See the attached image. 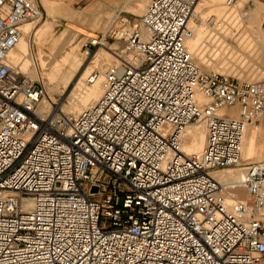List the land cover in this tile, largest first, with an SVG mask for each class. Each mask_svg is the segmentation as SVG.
<instances>
[{
    "label": "built area",
    "instance_id": "1",
    "mask_svg": "<svg viewBox=\"0 0 264 264\" xmlns=\"http://www.w3.org/2000/svg\"><path fill=\"white\" fill-rule=\"evenodd\" d=\"M198 4L116 13L86 43L111 44L82 82L102 78V94L74 114L42 108L41 83L10 56L38 0H0V264H264V167L241 159L264 82L196 64L186 43L216 21ZM192 124L205 146L187 154ZM236 170L237 183L218 182Z\"/></svg>",
    "mask_w": 264,
    "mask_h": 264
},
{
    "label": "rangeland",
    "instance_id": "2",
    "mask_svg": "<svg viewBox=\"0 0 264 264\" xmlns=\"http://www.w3.org/2000/svg\"><path fill=\"white\" fill-rule=\"evenodd\" d=\"M202 1L205 4L197 10L200 18L218 17L209 26L208 35L203 42L197 35L188 44L189 48L194 45L196 47L192 51L198 54L194 59L196 64L205 72L218 73L234 80L264 82V0H237L230 10L223 7L222 0ZM41 3L38 0L40 19L28 25V49L31 50L22 61V66L25 63L22 73L33 76L32 80L41 83L44 90L42 105L57 106L63 113L72 112V106H78L76 97L79 94L82 97L91 91L90 88L86 90L90 85L84 86L83 80L96 63H106L102 61L108 58L105 48L111 45L101 43L103 46L91 50L86 45L87 41L101 38L118 12L132 16L142 15L148 0H125L120 11L112 13L105 12L101 5L93 7L71 3L70 0H46L53 8ZM60 10L64 16L56 14ZM14 56L21 59L24 54L18 48ZM111 61L112 59L108 63ZM247 129H255L257 132L258 157L247 160L246 149L243 147L242 161L259 163L264 167V117L259 122L248 125ZM188 132L191 135L202 133L205 138V128L201 124H192ZM237 173L242 175V171H234L231 173L232 179L240 180L235 177ZM218 177L225 179V175L218 174Z\"/></svg>",
    "mask_w": 264,
    "mask_h": 264
},
{
    "label": "bare ground",
    "instance_id": "3",
    "mask_svg": "<svg viewBox=\"0 0 264 264\" xmlns=\"http://www.w3.org/2000/svg\"><path fill=\"white\" fill-rule=\"evenodd\" d=\"M217 1H219V0H217ZM221 1V0H220ZM222 2H223V0H222ZM198 6L196 7V9H195V16H199V14H198V8L201 6V5H203V4H205V2H203L202 0H199L198 1ZM220 3V2H219ZM222 5H223V3H222ZM224 7V6H223ZM222 7V8H223ZM226 10V9H225ZM201 13V12H200ZM216 16V15H215ZM202 18L203 17H205V16H201ZM216 17H218V16H216ZM32 23H30V24H26V25H24L23 26V28H22V30H23V38H22V40L17 44V46H16V48H15V50L11 53V59H12V61H13V63L14 64H17L18 66H20V71H21V73H22V69H24L23 67L25 66V63H24V65L22 66V61L24 60V58H25V56L28 54V52L31 50V49H28V43H29V41L28 40H30V37H29V39H28V35H29V33H30V27L28 26V25H31ZM25 26H27V27H25ZM197 35H199V38H200V40H201V42H203V39H205L206 37L205 36H207L206 34H205V29L204 28H202V27H200V28H197V29H195V36L189 41V42H187L186 43V46L188 47V49H189V51H195V49H196V47L194 48V46H192V47H190L189 48V46H188V44L190 43V42H192L195 38H196V36ZM210 38V37H209ZM212 38V37H211ZM28 39V40H27ZM18 48H20V50H21V53L22 54H24V56L21 58V59H17L15 56H14V54H15V52L17 51V49ZM201 51H202V53H203V57H204V51H203V46H201ZM27 53V54H26ZM39 59L41 58V48H39ZM106 54L108 55V58L107 59H102V61H106V63H108V61H110V59H112L110 56H109V54L106 52ZM192 54H193V56L195 57V58H197V52H192ZM200 54V53H199ZM19 55V54H18ZM199 61H200V58H199ZM105 63V64H106ZM96 65H99V62L98 63H96ZM204 65V64H203ZM24 73V72H23ZM26 74V73H25ZM28 76V75H27ZM29 77V79H33V76H28ZM101 83H102V78H99L93 85H91V86H89V87H87L86 88V90L87 89H91V91H89L86 95H82V97H80L79 95H78V97H76L77 98V103H78V106H72V108H71V110H72V112H67V113H78V112H80L82 109H84V108H86L87 106H89V105H92V104H94L95 102H97V100L100 98V96H101V94H102V87H101ZM83 86V85H82ZM85 88V87H84ZM75 98V99H76ZM48 103V102H47ZM50 105V104H49ZM48 105V106H49ZM47 106V104L46 105H43V107L42 108H44V109H48L49 107ZM43 109V110H44ZM191 126H188V127H186L185 128V130H184V134H185V136H186V138H187V141H186V143L183 145L184 147H183V150L187 153V154H193V153H199V152H201L202 150H203V148H204V146H205V138H204V135L201 133L200 135L198 134H193V135H191V134H189V132H188V129L190 128ZM246 131H247V128H245V130H244V133H243V136H242V140H241V159H242V154H243V145H244V140H245V135H246ZM242 170V169H241ZM237 171V170H236ZM239 171V170H238ZM234 172V171H233ZM218 174H221V173H217L216 174V177H217V180H218V182H220L221 184H224V183H237L239 180H234V179H232V177H231V174H221V175H225V179H221L220 177H218ZM241 174L240 173H237L236 175H235V177L236 178H240L241 176H240ZM244 195V194H243ZM243 197V196H242Z\"/></svg>",
    "mask_w": 264,
    "mask_h": 264
},
{
    "label": "crops",
    "instance_id": "4",
    "mask_svg": "<svg viewBox=\"0 0 264 264\" xmlns=\"http://www.w3.org/2000/svg\"><path fill=\"white\" fill-rule=\"evenodd\" d=\"M41 4L46 7L53 8L54 6L51 4H47L46 0H41ZM71 3L75 4H88L97 6L101 5L105 12H118L124 6L125 0H70ZM59 16H64L62 10L56 12ZM244 149H246L245 158L247 160L257 159L258 146H257V132L255 129L246 131L245 140H244ZM244 153V152H243ZM252 156V157H251ZM236 192H241L236 191Z\"/></svg>",
    "mask_w": 264,
    "mask_h": 264
},
{
    "label": "water",
    "instance_id": "5",
    "mask_svg": "<svg viewBox=\"0 0 264 264\" xmlns=\"http://www.w3.org/2000/svg\"><path fill=\"white\" fill-rule=\"evenodd\" d=\"M93 191L95 192V191H96V189H93Z\"/></svg>",
    "mask_w": 264,
    "mask_h": 264
}]
</instances>
